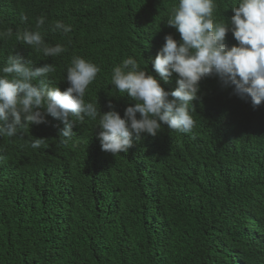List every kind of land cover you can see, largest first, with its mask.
Instances as JSON below:
<instances>
[{"label":"trees","instance_id":"trees-1","mask_svg":"<svg viewBox=\"0 0 264 264\" xmlns=\"http://www.w3.org/2000/svg\"><path fill=\"white\" fill-rule=\"evenodd\" d=\"M235 2L216 0L214 19L230 20ZM2 3L0 66L11 54L34 67L54 63L51 86L64 91L72 57L85 58L101 68L85 101L102 112L111 101L122 118L134 102L111 91V79L124 59L136 58L165 90L177 87L175 75L164 82L147 62L166 35L180 40L164 24L178 0ZM41 16L45 40L67 48L58 57L16 40L17 29L37 30ZM55 21L72 32L54 31ZM225 43L237 44L231 32ZM200 87L191 133L164 126L114 157L101 151L98 120L87 118L67 145L51 116L0 138V264H264V105L253 110L218 78ZM35 138L45 139L39 149Z\"/></svg>","mask_w":264,"mask_h":264},{"label":"clouds","instance_id":"clouds-1","mask_svg":"<svg viewBox=\"0 0 264 264\" xmlns=\"http://www.w3.org/2000/svg\"><path fill=\"white\" fill-rule=\"evenodd\" d=\"M217 7L216 0H178L173 5L164 24L176 29L180 40L166 35L155 59L147 63L164 82L175 75V90H165L134 57L113 67L111 91L134 102L126 107L123 118L111 101L107 112L85 101L86 90L101 71L91 61L73 56L64 79L69 86L61 91L51 86L49 74L56 71L54 63L34 67L19 54L9 55L0 66V138L15 137L31 124L47 123L51 116L63 123L59 140L67 145L75 136L77 122L83 124L87 118L98 120L96 136L101 151L113 157L128 153L142 134L155 137L164 126L191 133L195 121L190 105L194 108L193 101L201 98V82L210 77L218 78L222 88H231L233 95L257 110L264 105V0H236L231 7L234 15L226 22L214 19ZM27 19L21 17L22 22ZM44 24L45 18L37 17V30L17 29L16 40L44 57H58L67 48L45 40L39 31ZM53 30L67 35L72 26L55 21ZM229 32L237 44L225 43ZM6 35L11 37L12 29ZM44 141L35 138L31 147L39 149Z\"/></svg>","mask_w":264,"mask_h":264}]
</instances>
